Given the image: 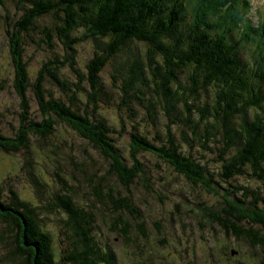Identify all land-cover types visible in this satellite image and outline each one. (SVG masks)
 I'll return each instance as SVG.
<instances>
[{
    "label": "trees",
    "instance_id": "16d2710c",
    "mask_svg": "<svg viewBox=\"0 0 264 264\" xmlns=\"http://www.w3.org/2000/svg\"><path fill=\"white\" fill-rule=\"evenodd\" d=\"M16 1L21 3L22 14L7 24L6 35L13 68L12 86L19 97L21 111L14 134L0 132V150L17 152L26 149L30 135L45 139L60 121L109 160L107 172L125 188L144 172L139 153L150 152L188 181L201 184L207 192L219 194L212 187L213 180L208 177L204 164L179 150L169 127L168 139L160 145L145 135L131 132L130 164L126 162L115 145L112 126L103 119L80 113L61 98L47 93L44 87L47 75L63 90L70 89L66 81L58 77L61 61L44 62L33 82L29 81L24 60L25 38L30 37L29 30L36 27L35 22L42 15L54 13L59 20L55 26L56 36L72 52L73 45L86 36L94 41L108 38L101 42V52L95 51L86 67L88 95L94 106L107 95L100 83V71L106 63L129 43H142L146 45L144 52L132 49L128 66L116 70L113 76L114 81L120 78L118 89L122 103H132L134 98L144 101L150 117L155 114L157 103L166 115L190 130V141L199 134L200 125L208 135H219V128L223 133L220 156L230 155L223 159L220 175L227 180L245 174L249 168L248 175L264 178V20L255 26L248 21L244 24L248 10L252 8L248 0H196L190 11L186 9L187 0ZM79 27L84 29L83 35L73 36ZM51 30L48 26L40 30L46 38L41 40L49 46L53 45ZM234 32L239 33L236 39L230 36ZM243 44L252 45L250 53L241 54ZM184 73L187 75L183 83L180 76ZM211 84L217 85L213 103L197 104L200 90ZM74 86L78 88L80 84L76 82ZM29 87L34 93L39 119L29 116ZM146 91L151 93L146 95ZM254 108L260 111L246 120L248 111ZM206 133L203 139L209 140ZM183 134H187L185 129ZM234 146L236 149L230 154L229 148ZM228 191L226 189L225 193ZM246 192L235 196V201L226 200L225 218L214 211L209 215L225 230H232L235 236L244 237L250 245L264 252V197L253 191ZM225 193L223 198L229 196ZM2 195L0 185V236L8 237L4 252L6 262L117 264L113 254H100L98 249L87 246L88 229L81 224L88 221V216L68 195L58 196L60 202L57 204L63 206L69 221L79 225L85 247L65 253L62 263L55 258L52 236L39 223L35 207L21 200L15 192L9 200L3 199ZM109 197L116 208L139 215L128 196L118 200L111 194ZM240 222L247 226L238 225Z\"/></svg>",
    "mask_w": 264,
    "mask_h": 264
},
{
    "label": "rangeland",
    "instance_id": "374dc122",
    "mask_svg": "<svg viewBox=\"0 0 264 264\" xmlns=\"http://www.w3.org/2000/svg\"><path fill=\"white\" fill-rule=\"evenodd\" d=\"M248 1L252 8L243 22L247 24L248 21L255 26L264 20V0ZM195 3L196 0L185 1L186 9L190 11ZM21 14V3L0 0V132L6 135L14 134L21 111L19 97L12 86L13 68L6 29L7 24ZM187 14L190 18V12ZM35 24L24 44V60L30 82H33L44 62L61 61L58 77L65 80L70 89L63 90L47 75L44 82L47 93L61 98L80 113H86L93 119H103L112 126L115 145L126 162L130 164L131 132L145 135L160 145L168 139L169 127L179 150L204 164L208 177L213 180L212 187L219 191V194L207 192L201 184L188 181L150 152L139 153L144 172L129 188H125L107 172L109 160L57 120L47 138L30 135L26 149L17 152L0 150L2 198L9 200L15 192L21 200L35 207L39 223L52 236L55 258L62 263L65 253L85 247L79 235V225L69 221L63 206L57 204L60 202L58 196L68 195L72 203L88 216L86 223H79L88 229L87 246L98 249L100 254H113L117 264H264V252L260 248L250 245L242 236H235L232 230H225L209 215L214 211L225 218L226 200L235 201V196L245 190L248 194L253 191L264 197V178L251 177L247 174L249 168H246L245 174L227 180L220 175L223 159L230 155L220 156L223 133L219 128V135H208L200 125L199 134L194 141H190V130L166 115L157 103L152 117L148 115L144 101L134 98L132 103H122L118 89L120 78L114 81L113 76L116 70L128 66L132 49L142 53L146 45L131 42L106 63L100 71V83L107 95L97 100V106H94L88 95L90 88L86 67L94 52H101L102 43L108 38L94 41L86 36L73 45L72 52L56 36L55 26L59 20L54 13L42 15ZM44 26L52 29V46L41 40L46 39L40 32ZM83 33L84 29L79 27L73 36H82ZM238 35L230 33L232 39ZM252 48L251 44H243L241 54L250 53ZM186 75L180 76L183 83ZM76 82L80 87L74 86ZM216 89L217 85L211 84L200 90L196 103H213ZM150 93L146 91V95ZM27 97L29 116L39 119L31 87L27 90ZM259 111L258 108L248 111L246 120ZM235 119L240 123L237 117ZM204 133L209 140L203 139ZM235 149V146L229 148L230 154ZM226 189L229 190L227 193ZM224 193L229 196L223 198ZM109 194L116 200L128 196L139 215L116 208ZM238 225L247 226L242 222ZM7 239L5 235L0 236V264H12L5 261Z\"/></svg>",
    "mask_w": 264,
    "mask_h": 264
}]
</instances>
